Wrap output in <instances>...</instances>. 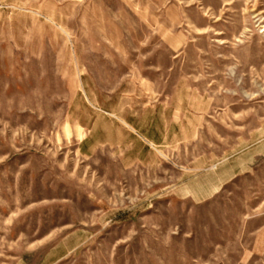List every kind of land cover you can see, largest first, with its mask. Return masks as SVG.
Returning a JSON list of instances; mask_svg holds the SVG:
<instances>
[{"label":"rangeland","instance_id":"1","mask_svg":"<svg viewBox=\"0 0 264 264\" xmlns=\"http://www.w3.org/2000/svg\"><path fill=\"white\" fill-rule=\"evenodd\" d=\"M0 264H264V0H0Z\"/></svg>","mask_w":264,"mask_h":264}]
</instances>
